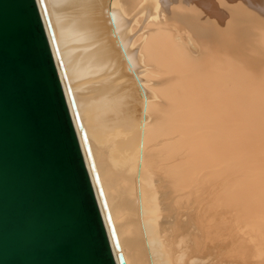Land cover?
I'll list each match as a JSON object with an SVG mask.
<instances>
[{
	"label": "bare ground",
	"instance_id": "bare-ground-1",
	"mask_svg": "<svg viewBox=\"0 0 264 264\" xmlns=\"http://www.w3.org/2000/svg\"><path fill=\"white\" fill-rule=\"evenodd\" d=\"M43 2L126 264L246 263L220 209L264 239V0Z\"/></svg>",
	"mask_w": 264,
	"mask_h": 264
},
{
	"label": "water",
	"instance_id": "water-1",
	"mask_svg": "<svg viewBox=\"0 0 264 264\" xmlns=\"http://www.w3.org/2000/svg\"><path fill=\"white\" fill-rule=\"evenodd\" d=\"M0 264H126L43 0H0Z\"/></svg>",
	"mask_w": 264,
	"mask_h": 264
},
{
	"label": "rangeland",
	"instance_id": "rangeland-1",
	"mask_svg": "<svg viewBox=\"0 0 264 264\" xmlns=\"http://www.w3.org/2000/svg\"><path fill=\"white\" fill-rule=\"evenodd\" d=\"M251 56L253 55L250 53ZM242 63V62H241ZM239 79H241V76L238 75ZM228 186H225L222 188L223 192L226 191ZM227 192V191H226ZM223 209V210H221ZM220 209V216L221 220L225 222L226 224L230 223V227L232 229L233 235L236 238L237 245L240 249V251H244L246 254L245 260L246 263H243V260L238 259L242 261L240 264H260L261 257L257 253L258 251L256 250V246L260 244L264 239H262L261 235L258 233V231H252L250 232L249 228L246 229L243 225L240 224L238 221L241 219L240 216H237L234 212L229 210V207H226L225 204L222 205ZM228 210V211H227ZM228 220V221H227ZM249 246V248H248Z\"/></svg>",
	"mask_w": 264,
	"mask_h": 264
}]
</instances>
